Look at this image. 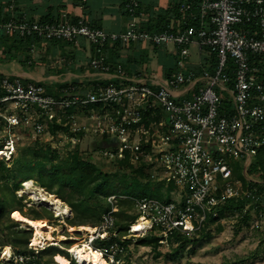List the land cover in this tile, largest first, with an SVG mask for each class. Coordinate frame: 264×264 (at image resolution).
I'll return each mask as SVG.
<instances>
[{
	"label": "built area",
	"instance_id": "built-area-1",
	"mask_svg": "<svg viewBox=\"0 0 264 264\" xmlns=\"http://www.w3.org/2000/svg\"><path fill=\"white\" fill-rule=\"evenodd\" d=\"M124 10L130 22L122 32L92 27L84 18L44 22L11 16L0 21L4 36L69 42L86 38L97 52L90 67L110 80L86 87L71 85L56 97L41 81L5 76L0 83L5 92L0 96V130L6 131L0 158L10 163L23 135L42 136L59 123L69 127L56 132L72 148L89 132L97 139L117 137L116 146L97 149L100 158L110 161L129 155L133 163L144 160L153 179L167 186L176 184L168 202L152 196H108L110 209L77 243L92 246L105 264H128L126 241L133 236L155 233L164 243L177 230L188 235L199 232L208 215L219 216L217 207L229 199H247L243 213L252 206L258 211L246 228L264 226L257 187H245L232 165L240 160V172L251 180L246 175L248 166L264 146V0H182L180 25L161 32L143 27L140 0H124ZM141 42L173 44L175 63L168 76L146 71L130 75L106 64L107 46ZM192 48L197 62L189 61ZM205 50L216 56L213 70ZM220 92L227 93V102ZM16 126L21 134L12 132ZM120 200L133 201L134 218L124 234L117 226ZM61 241L34 244L32 239L28 245L35 253L50 245L69 251ZM3 255L13 264L31 260L13 250ZM69 259L72 264H84L72 252Z\"/></svg>",
	"mask_w": 264,
	"mask_h": 264
},
{
	"label": "trees",
	"instance_id": "trees-1",
	"mask_svg": "<svg viewBox=\"0 0 264 264\" xmlns=\"http://www.w3.org/2000/svg\"><path fill=\"white\" fill-rule=\"evenodd\" d=\"M176 7H178V5ZM178 15V17H180L179 10ZM10 17L11 16H0V21L7 20ZM178 19H175V24H170L169 20L163 15L156 19L149 18L148 20L140 17L143 27L149 32L174 30L177 28ZM92 27L98 28L96 26ZM47 42H50L51 45L63 43L70 45L73 43L65 40L49 41L36 37H21L15 34L4 36L0 34V66L3 70H11L14 65H19L41 73L45 69L48 60L44 56L35 57L33 49L38 46L40 50H43ZM142 43L146 44L145 51H142L145 52V54L149 46L153 47L152 51L155 53L163 47L150 45L148 42ZM41 44H43V46ZM134 44L135 43H113L107 46L104 50L106 64L110 65L113 70L119 68L125 69V62L121 59V53L125 49L133 50L134 52ZM91 45L93 55L87 61L88 64L97 56L95 45L93 43H91ZM145 54L140 53L139 59L141 58V60L144 61L147 56ZM156 54H150V60L148 61L149 66L152 62L164 63L163 59L159 56L157 57ZM65 57L71 60L74 56L66 53ZM65 65L68 68H72V63L70 61H67ZM172 69L173 68L164 67L165 75L168 76ZM52 72H54V70H52ZM5 76L7 75L0 72V83ZM102 83L108 84L109 81H104ZM44 84L49 94L60 97L63 89L79 83L78 79L75 78L72 82L51 84L49 81H45ZM4 94L5 92L0 89V96ZM73 111L74 108H70L68 113H72ZM52 128L55 132L58 129H64L65 131L69 129L68 126L59 123H54ZM2 148L3 144L0 141V150ZM109 164L110 167H113L110 170L100 168L89 156H84L82 154L79 144L74 148H67V150H64L53 146L51 143L42 144L40 142H35L33 145H28L26 148L22 149V152L13 158L12 163H8L3 158H0V232H9L8 238H0V245H10L15 253L30 256L31 260L29 264H50V260L44 262V257L51 248H53V250L48 254L49 256L54 252L65 253L59 248L54 249L57 247L53 245L35 253L28 245L32 235L31 228H20L22 229L21 231L15 230L16 227L20 226V222L14 220L11 216V213L15 210H19L24 216L33 220L46 219L49 222V220L51 221L53 218V214L47 209L44 210L52 214L51 219L43 217L36 209H31L29 211L24 210V196H19L18 191L21 189L22 184L28 180H33L50 194L56 195L67 203L73 215L71 218L68 217L66 222L73 226L98 225L102 221L103 214L110 209L107 198L113 193L130 196H146L144 195L146 189L155 188L152 197H156L165 202L172 200V191L176 188V184L172 182L167 186L165 182L153 179L148 171V163L146 161L142 160L138 163H133L128 155L124 159L110 160ZM246 175L250 177L251 180H248L244 174L240 172L239 168L235 169V176L243 179L245 187H257L258 194L262 197L261 204L258 208L264 210V146L258 150L257 154L252 159ZM138 186H142L143 188L137 190ZM247 202V199L239 198L229 199L220 204L217 207L219 216L214 217L212 214L208 215L206 220L207 229H202L190 235L178 230L174 231L170 237L171 241L176 242L171 251L172 256L178 257L182 255L188 247H195L201 239L210 238L212 236L211 225L216 224L218 226L217 230L220 232L222 230L223 220H235L237 233L242 232L246 227H250L252 218L258 211H254L253 209L255 207L252 206L253 209L251 208L248 212L243 213ZM119 204L120 210L117 213V226L119 232L124 234L128 223L134 218V215L130 213L133 209V201L120 200ZM239 212L240 215L236 216V213ZM159 240V236L155 233H150L140 238L139 241L144 246H150L156 254H160L161 243ZM103 243L105 242L103 241L102 244ZM6 263L13 264L12 261Z\"/></svg>",
	"mask_w": 264,
	"mask_h": 264
},
{
	"label": "rangeland",
	"instance_id": "rangeland-1",
	"mask_svg": "<svg viewBox=\"0 0 264 264\" xmlns=\"http://www.w3.org/2000/svg\"><path fill=\"white\" fill-rule=\"evenodd\" d=\"M61 45V44H59ZM65 48L61 51H67L71 47V45L62 44ZM168 47L172 48L173 44L169 43ZM151 55L156 54L154 51L150 50L149 52ZM163 52H159L162 54ZM37 54V53H36ZM80 55V54H79ZM157 55V54H156ZM205 55L208 57V60L211 61L210 70H213L216 66V56L211 53L209 50H205ZM63 56H59L58 60H63V64L67 61H73L69 59H63ZM198 56L196 55L195 49L192 48V56L190 57V62H197ZM188 61V62H189ZM53 62L56 64L55 60ZM59 63V62H58ZM72 63V62H71ZM168 63L174 65L175 58H170ZM80 67L83 70L78 73L79 76H76L78 79V83L81 86H88L94 82H101V79H94L95 75H92L94 69L90 67L88 62H84L80 59ZM157 62H152L150 65L152 68L161 67V65ZM37 73L36 71H34ZM39 73V72H38ZM42 74H46L47 71L45 69L41 72ZM165 75L164 69L160 68L158 71L157 77H163ZM70 76V77H69ZM73 75L66 74L65 76H55L49 77L48 80L51 84H60L63 82H72L75 78H72ZM109 80V79H108ZM52 81V82H51ZM110 81V80H109ZM45 83V82H43ZM221 96L226 102L228 101L229 97L227 93L220 92ZM87 123H92V120H86ZM12 132L15 134H21L22 131L18 126L12 127ZM6 131L0 130V141L4 138ZM24 136V135H23ZM19 142L18 151L15 153V156H18L22 149L26 148L28 145H33L35 142H40L42 144L51 143L53 146L59 147L61 149L67 150V148H72L68 141L65 140V137L61 136L60 132L52 131L50 133H46L42 136H38L29 132L27 136L23 137ZM98 137L94 136L92 133H86L80 136V143L79 147L81 152L84 156H89L100 168L110 170L113 167H110L109 161L106 159L100 158V152L97 149H93L92 142L96 140ZM12 163V161L10 162ZM232 165L236 168H240L242 165L240 160H235L232 162ZM143 187L138 186L137 190H141ZM155 192V188L146 189L144 195L152 196ZM19 196L23 197L24 202V210L29 211L31 209H36L39 211L43 217L53 218L51 221L49 220L50 224L53 226L58 227L61 230V234L65 235L67 238L62 240L61 245L64 247H70L74 244L81 243L83 241L84 235L88 230H81L80 226L78 230L71 232L70 231V224L66 222L67 218H71L73 212L71 208L64 202L61 198V207L62 208H69V214L57 216L52 205H50L49 200L45 197H49L50 194L47 190L39 186L36 182H32L31 187L27 188L24 183L22 184L21 189L18 191ZM56 196V195H55ZM45 198V199H44ZM50 198V197H49ZM44 209L49 210L51 213L45 211ZM12 215V213H11ZM235 220H224L222 221V230L219 232L218 226L216 224L211 225L212 236L210 238L201 239V241L196 244L195 247H188L182 255L178 257L172 256V248L176 244L175 241H171L170 237L164 243H161L160 246V254H156L150 246H144L140 243L141 236H133L129 239L127 243V263L128 264H264V226H259L257 228H246L242 232H236V226L234 223ZM92 227L91 225H88ZM207 226H204L203 229H207ZM30 229L28 225L25 223L20 222V226L16 227L15 230L21 231L22 229ZM32 235L29 239H33L34 229L31 228ZM56 237H59L61 234L59 232H54ZM0 238H8L9 232H0ZM49 243V242H48ZM51 244V243H49ZM96 245H100V243H96ZM61 249L60 247L54 249ZM13 249H11L10 245H0V264H7L8 257H4L3 254L5 252L10 253ZM53 248L47 251V255L44 257V262L46 260H50V264H57L55 260H53L52 256L48 255L51 253ZM62 252V251H61ZM76 262V261H75Z\"/></svg>",
	"mask_w": 264,
	"mask_h": 264
},
{
	"label": "crops",
	"instance_id": "crops-1",
	"mask_svg": "<svg viewBox=\"0 0 264 264\" xmlns=\"http://www.w3.org/2000/svg\"><path fill=\"white\" fill-rule=\"evenodd\" d=\"M182 0H140L141 8L143 11L142 19H156L163 15L170 24H175L177 21V27L180 25V17H178V7H176ZM0 16H19L28 20L59 22L67 20L86 19L91 26L103 28L110 32H122L125 31L129 22L130 16L124 10V0H0ZM64 44V43H63ZM43 46V44H41ZM71 47L67 51H61L65 48L61 45H51L47 42L44 45V49L40 50L38 46L34 47L33 53L35 57L44 56L48 63L45 65L46 74L40 72L35 73L25 67L14 65L11 70L4 69L0 66V72L15 76L21 80L31 81H49V77L73 75L72 78L79 76L83 69L80 67V59L82 55L83 61L86 63L92 57V45L86 38H79L76 42L70 44ZM135 51L125 49L121 53V59L125 62V71L133 75L138 71H146L158 75L160 68L164 67L173 68L174 65L168 63L170 58H175L171 48L163 46L157 53L163 59L164 63L160 64L161 67L152 69L149 64L150 50L152 46L147 47L145 54L144 49L146 44L135 43ZM159 52H163L159 54ZM37 53V54H36ZM69 53L73 55L72 68H68L63 64V60H58L61 55L65 59V54ZM140 53H144L146 59H139ZM80 54V55H79ZM172 54V55H171ZM63 58V59H64ZM145 58V57H144ZM199 59V58H198ZM55 60L56 64L53 62ZM59 62V63H58ZM165 64V65H164ZM159 65V66H160ZM54 70V72H52ZM149 70V71H148ZM95 75L94 79H101V82L108 81V77L105 74H101L97 71L90 73ZM70 77V76H69ZM23 80V81H24ZM25 81V82H26ZM50 82V81H49ZM52 82V81H51Z\"/></svg>",
	"mask_w": 264,
	"mask_h": 264
},
{
	"label": "bare ground",
	"instance_id": "bare-ground-1",
	"mask_svg": "<svg viewBox=\"0 0 264 264\" xmlns=\"http://www.w3.org/2000/svg\"><path fill=\"white\" fill-rule=\"evenodd\" d=\"M2 155H4V153L0 152V156ZM32 182L33 180H28L24 182V185L27 188H30ZM49 197L45 198L51 199L49 200V203L50 205H52V208L54 209L57 216H67L69 214L70 209L68 207L62 208L61 200L57 196L50 195ZM11 216L14 220L25 223L26 225L34 229V244H39L43 241H48L50 243L56 244L57 241L64 240L67 238L65 235L61 234V230L58 227L51 225L46 219L33 220L24 216L19 210L13 211ZM80 229L88 231L91 230L90 226L88 225H81ZM76 230H78L77 226H70L71 232H74ZM54 232H59L61 235L59 237H56ZM69 249V251H64L65 253L54 252L52 254L53 260H55V262H57L58 264H72L69 259V252H72L73 254H76V258H78L79 262L81 263L105 264L104 259L101 258V255L98 253V251H96L92 246H81L76 244L70 246Z\"/></svg>",
	"mask_w": 264,
	"mask_h": 264
},
{
	"label": "water",
	"instance_id": "water-1",
	"mask_svg": "<svg viewBox=\"0 0 264 264\" xmlns=\"http://www.w3.org/2000/svg\"><path fill=\"white\" fill-rule=\"evenodd\" d=\"M118 144V138H99L92 142L93 149H102V148H109L114 147Z\"/></svg>",
	"mask_w": 264,
	"mask_h": 264
}]
</instances>
